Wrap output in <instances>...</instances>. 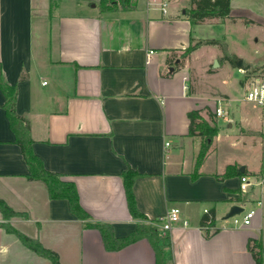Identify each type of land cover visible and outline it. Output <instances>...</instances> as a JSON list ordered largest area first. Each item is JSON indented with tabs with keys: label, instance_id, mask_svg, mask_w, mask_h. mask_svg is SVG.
Wrapping results in <instances>:
<instances>
[{
	"label": "crops",
	"instance_id": "0c3cea01",
	"mask_svg": "<svg viewBox=\"0 0 264 264\" xmlns=\"http://www.w3.org/2000/svg\"><path fill=\"white\" fill-rule=\"evenodd\" d=\"M181 4L0 0L4 78L18 88L16 109L29 122L34 152L47 169L75 182L93 220L111 223L117 236L136 228L122 177L129 164L141 173L133 190L144 223L180 208V220L168 234V264H256L249 246L261 243L264 255V110L245 95L221 91L216 75L228 66L233 74L223 83L238 76L247 89L259 77L243 82L240 72L249 71L245 65L250 63L239 73L233 70L230 64L240 55L227 46L235 63L220 60L226 52L217 44H203L182 57L191 38L200 36ZM232 5L231 0V10ZM226 16L244 19L232 11ZM194 62L204 76L200 82L209 81L214 92L192 81ZM5 101L0 89V198L25 215L5 219L0 211V223L38 238L59 253L63 264L60 239L77 251V264H157L146 238L106 250L100 232L84 228L66 199H50L41 181L27 178ZM219 106L226 110L224 117L216 113ZM194 109L208 120L210 110L219 125L195 177L201 137L189 134L188 113ZM229 165L244 166L248 182L240 175L219 180ZM236 205L256 209L251 225L234 224L230 212ZM206 208L215 210L212 228L201 224ZM0 264L51 261L0 226Z\"/></svg>",
	"mask_w": 264,
	"mask_h": 264
},
{
	"label": "trees",
	"instance_id": "16d2710c",
	"mask_svg": "<svg viewBox=\"0 0 264 264\" xmlns=\"http://www.w3.org/2000/svg\"><path fill=\"white\" fill-rule=\"evenodd\" d=\"M189 2L191 4L190 11L188 12L190 17H200L204 13H222L226 16V14L231 11V0H189ZM250 22L253 21L250 20ZM216 43H218V40L212 38L199 39L197 41H194V38H191V43L183 51L182 57H187L193 50L203 44ZM222 48L226 52L225 57L231 63H235V59L237 58L236 55L227 53L226 44H223ZM249 66V64L245 65L246 68H249ZM0 89L6 97L3 108L6 110L12 130L16 134L15 142L19 145L22 157L29 169V172L26 175L27 178L29 180L41 181L46 186L50 199H66L70 211L74 216L83 222L84 228H94L100 232L106 250L117 251L134 242L146 238L156 251L157 264H168V236L155 225L144 223L142 221V219L146 216L140 211L136 202L133 184L136 177H138L141 173L132 168L129 164L122 172L128 208L131 215L138 220V223L136 228L127 235L117 236L114 226L111 223L93 220L90 213L83 208L80 203L79 193L75 182L69 179H64L60 172L47 169L44 166L42 158L34 152L32 147L34 140L31 136L29 122L25 117L20 115L16 109L18 88L17 86H13L8 83V81L4 78L1 62ZM209 116L210 120L203 117L200 109H194L188 113V117L190 119L189 134L199 135L201 137V146L196 157L195 173L193 174V177L198 175V169L204 162L214 137L219 132V125L217 121L213 119V114L210 110ZM263 172L264 171H262V173ZM247 174L246 170L241 171L236 165H229L224 174L218 175L217 178L219 180H223L229 176H247ZM0 211L3 213L5 219H9L12 216L25 215L23 212L14 210L2 198H0ZM201 224L202 226H214V209H210L209 213H206L203 216ZM0 226L4 227L8 232L16 234L27 247L35 251L38 255L48 258L51 261V264H63L59 253L44 246L38 238L29 237L14 228L8 222H2L0 223ZM249 249L252 252L256 264H263L264 255L261 243L253 241V245H250Z\"/></svg>",
	"mask_w": 264,
	"mask_h": 264
},
{
	"label": "rangeland",
	"instance_id": "374dc122",
	"mask_svg": "<svg viewBox=\"0 0 264 264\" xmlns=\"http://www.w3.org/2000/svg\"><path fill=\"white\" fill-rule=\"evenodd\" d=\"M181 7L184 8L186 14L189 16L191 4L187 0H180ZM233 14L238 15V18H244L238 20L235 17L225 16L222 13H204L200 17H190L193 21L197 36L194 41L201 39H216V43L219 47L226 44L227 50L236 52L239 56V60L236 64H230L232 69L239 73V69L245 63H250L249 71L245 70L240 72L243 75L242 81L249 82L252 78L258 76L264 77V0H232ZM230 11V13H231ZM198 17V18H197ZM249 18L256 19L259 23L250 22ZM254 37V38H253ZM255 37L258 38L257 41ZM212 47H208L209 52L213 51ZM205 51V50H204ZM208 52V51H207ZM239 53V54H238ZM226 55V54H225ZM222 56L220 60L226 61ZM239 61V63H237ZM251 61V62H248ZM215 63V62H214ZM192 81H196L197 86L203 91L214 92L211 83H205L200 79H203V75L200 74L199 66L197 62H194L192 66ZM218 68V67H217ZM216 68V69H217ZM215 69V68H214ZM231 72L228 66L220 68L219 74L216 75V79L219 81V88L223 92L231 94L233 97H243L246 94L247 87H243L238 83V76H234L229 84L223 83V79ZM233 74V72H231ZM213 83V82H212ZM196 85V84H194ZM248 206L245 207L247 210ZM151 224V223H148ZM153 225V224H152ZM39 226V225H38ZM57 245L60 246L61 252L64 254V260L66 264H77V251L72 248H67V242L60 240L57 241ZM49 263L48 260H46Z\"/></svg>",
	"mask_w": 264,
	"mask_h": 264
},
{
	"label": "built area",
	"instance_id": "2783aa9c",
	"mask_svg": "<svg viewBox=\"0 0 264 264\" xmlns=\"http://www.w3.org/2000/svg\"><path fill=\"white\" fill-rule=\"evenodd\" d=\"M165 5H163V10H165ZM154 53L153 50L149 51V57ZM246 99L253 101L260 105L263 110H264V77L263 78H256L253 80V82L250 84L248 87L246 94H245ZM216 113L218 116L224 117L226 115V110L222 107L219 106L216 109ZM167 144H169L167 142ZM241 181L243 183L248 182L247 181V176H242ZM262 183V181L260 182ZM258 205H261V201L259 200ZM208 208L205 209V213H209ZM256 214V209L251 208L249 210L243 211L240 216L234 215L233 216V221L236 226H241V227H246L252 224V219L254 215ZM180 220V208L177 206L171 207L169 212L163 216L160 217L157 220L150 221L151 224L155 225L161 231L168 236L169 232L171 231L174 223L178 222ZM204 228H212L213 226L210 225H205L203 226Z\"/></svg>",
	"mask_w": 264,
	"mask_h": 264
},
{
	"label": "water",
	"instance_id": "95a60500",
	"mask_svg": "<svg viewBox=\"0 0 264 264\" xmlns=\"http://www.w3.org/2000/svg\"><path fill=\"white\" fill-rule=\"evenodd\" d=\"M218 61L216 60L215 63H214V66H218ZM173 67H171L172 69ZM241 171H244L245 170V167L244 166H241L240 168ZM244 210V208L242 206H239V205H236L232 208L231 212H230V215L233 216L235 215L236 213H239V212H242Z\"/></svg>",
	"mask_w": 264,
	"mask_h": 264
}]
</instances>
